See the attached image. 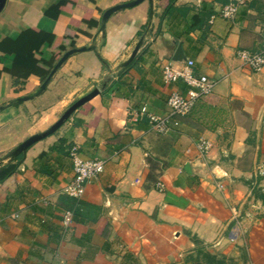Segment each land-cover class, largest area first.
<instances>
[{"label": "crops", "instance_id": "obj_1", "mask_svg": "<svg viewBox=\"0 0 264 264\" xmlns=\"http://www.w3.org/2000/svg\"><path fill=\"white\" fill-rule=\"evenodd\" d=\"M131 1H6L0 14V172L7 176L0 183V264H123L127 254L134 256L128 264H158L194 249L189 235L219 246L240 218L264 211V70L251 71L237 55L264 51V0H248L233 21L220 17L227 0H171L163 17V2L146 0L112 15L100 33L104 13ZM143 36L136 58L123 68ZM179 46L183 62L174 61ZM84 47L94 49L72 55L40 95L12 105L35 94L67 51ZM188 61L217 86L179 118L177 130L159 135L134 112L147 106L166 116L171 90L186 95L188 88L166 83L163 68ZM107 76L105 91L88 107L14 155ZM115 102L122 114L113 118L114 128ZM200 139L212 150L202 154ZM73 148L83 159L107 162L75 207L63 194L74 176ZM197 161L204 177L185 170ZM66 212L73 214L70 226Z\"/></svg>", "mask_w": 264, "mask_h": 264}, {"label": "built area", "instance_id": "obj_2", "mask_svg": "<svg viewBox=\"0 0 264 264\" xmlns=\"http://www.w3.org/2000/svg\"><path fill=\"white\" fill-rule=\"evenodd\" d=\"M227 4L220 12V17L225 20L233 21L237 18L241 7H243L248 0H227ZM215 17H212V20ZM238 58L243 64L255 73H260L264 70V51L249 52L246 50L238 51ZM164 80L166 83L176 85L183 82L188 90L184 95L182 91L174 87L168 97L167 105L169 112L166 116H158L149 111L147 106L142 107L136 115L147 118L152 130L157 134L166 136L177 130L181 123L179 118L189 116L196 104L203 98L210 96L217 83L205 75H197L194 70V62L188 61L185 65L176 69L172 64L165 65L163 68ZM198 149L202 154L208 153L213 148V144L207 139H200L198 142ZM73 160V180L63 190V194L80 200L86 192L89 184L97 181L104 173L106 161L100 159L86 160L80 157L77 148H73L70 152ZM162 190V186H158ZM72 212L64 214L65 226L71 225ZM230 237L236 238L234 231L231 232Z\"/></svg>", "mask_w": 264, "mask_h": 264}, {"label": "water", "instance_id": "obj_3", "mask_svg": "<svg viewBox=\"0 0 264 264\" xmlns=\"http://www.w3.org/2000/svg\"><path fill=\"white\" fill-rule=\"evenodd\" d=\"M7 0H0V14L3 11L5 4H6ZM146 0H133L131 2L128 3H124V4H119L116 5L112 8H110L109 10H107L103 17H102V25L100 28V33L104 34L105 33V28H106V23L108 22V20L111 18L112 15H114L115 13L124 10V9H129V8H134L138 5H140L141 3H143ZM151 2V4H153V0H149ZM153 14V11L151 12V15ZM144 41V36L141 38L140 42L138 43V45L136 46L135 50L133 51L131 57L129 58L128 61H126L122 67L126 68L128 67L136 58V55L139 51V49L141 48L142 44ZM94 47L91 48H75V49H71L69 51H67L62 58L59 60V62L55 65V67L53 68V70L51 71L50 75L48 76V78L43 82V84L41 85V87L39 88V90L31 95V96H25L22 98H19L15 101L12 102V105L17 104V103H22L25 101H28L38 95H40L42 92H44L46 90V88L48 87V85L50 84L53 76L56 74V72L61 68V66L74 54L77 53H82V52H86L88 50H93ZM186 58L184 57L183 51H182V47L179 46L175 57H174V61L176 62H183L185 61ZM111 81V77L107 76L105 78V80L102 82V84L100 86H98L92 93H90L89 95L83 97L82 99L78 100L77 102H75L72 106H70L68 108V110H66V112L62 115V117L46 132L39 134V135H35L30 137L28 140H26L24 143H22L19 148L16 150L14 155H18L21 152L26 151L27 149H29L30 147H32L33 145H35L36 143L40 142L41 140L49 137L50 135L54 134L57 130H59L62 125L68 120L70 119V117L80 108H82L83 106H85L87 103H89L90 101H92L93 99H95L97 96L101 95L108 83ZM185 170L190 173V174H196L197 176L200 177H204L205 173V166L202 164L201 161H197L195 164L191 165V164H187L185 166Z\"/></svg>", "mask_w": 264, "mask_h": 264}, {"label": "rangeland", "instance_id": "obj_4", "mask_svg": "<svg viewBox=\"0 0 264 264\" xmlns=\"http://www.w3.org/2000/svg\"><path fill=\"white\" fill-rule=\"evenodd\" d=\"M259 212L252 220L244 215L242 220L240 218L234 223L230 232L234 231L236 238L227 237L221 245L215 247L201 246L211 255L223 259L225 264H264V211ZM196 250L197 247H194L180 256L160 261L158 264H196L194 259L188 260V254Z\"/></svg>", "mask_w": 264, "mask_h": 264}, {"label": "trees", "instance_id": "obj_5", "mask_svg": "<svg viewBox=\"0 0 264 264\" xmlns=\"http://www.w3.org/2000/svg\"><path fill=\"white\" fill-rule=\"evenodd\" d=\"M160 1L163 2V7H164V13L162 15V17H163L171 8V0H160ZM113 105H114V107H113L114 111L113 110L110 111V123H111L112 127L115 128V125H114L115 122H113L114 121L113 118L119 119L121 114H122V109L117 108V102H115ZM86 106L88 107L89 104ZM170 174L172 175V177L175 176L174 172L170 171ZM6 179H7V176L0 172V183H3ZM68 198L71 199L69 204H72V206L75 207L77 204V200L70 198V197H68ZM98 222L101 224L103 222V219L101 218ZM73 225H75V224H73ZM189 237H190L192 243L194 244V246L197 247V250L195 252L188 254V260L194 259L196 264H205V262L207 264H225V261L223 259H218L216 256H213L209 252H207L206 249L201 246V245H204L203 242L200 241L196 236L189 235ZM133 259H134V256L132 254H127L123 258V264H128L129 261L132 262Z\"/></svg>", "mask_w": 264, "mask_h": 264}]
</instances>
